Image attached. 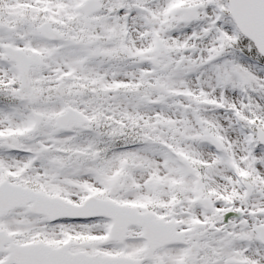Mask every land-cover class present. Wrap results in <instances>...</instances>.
<instances>
[{"label": "snow or ice", "instance_id": "1", "mask_svg": "<svg viewBox=\"0 0 264 264\" xmlns=\"http://www.w3.org/2000/svg\"><path fill=\"white\" fill-rule=\"evenodd\" d=\"M0 264H264V0H0Z\"/></svg>", "mask_w": 264, "mask_h": 264}]
</instances>
